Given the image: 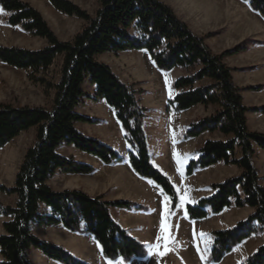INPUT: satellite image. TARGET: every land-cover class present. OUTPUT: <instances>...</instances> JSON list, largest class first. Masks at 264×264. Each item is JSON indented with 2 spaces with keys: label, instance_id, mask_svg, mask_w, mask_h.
<instances>
[{
  "label": "trees",
  "instance_id": "16d2710c",
  "mask_svg": "<svg viewBox=\"0 0 264 264\" xmlns=\"http://www.w3.org/2000/svg\"><path fill=\"white\" fill-rule=\"evenodd\" d=\"M264 18V0H243ZM60 13L76 17L86 24L70 41H62L44 16L23 0H0V9L8 14L7 24L20 26L34 37L47 41L39 50L0 45V62L28 72L29 80L49 95L54 91L52 108L0 105V151L22 133L36 128L35 143L26 151L13 187L0 185V191L15 196L14 205L0 200V217L4 234H0V264H32L29 250H40L48 259L62 264H87L71 252L34 234V228L62 225L73 233L92 235L100 244L106 259L131 264L147 259L148 248L132 237L113 218L111 208L140 209L128 201L107 202L102 196L92 197L82 190H54L49 182L58 174H92L95 168L60 154V147L74 146L99 158L105 164L122 162L124 156L98 139L83 135L76 123L98 124L79 114L76 109L85 97L88 78L96 86L93 100H105L114 109L126 132L130 146L129 161L142 178L156 183L170 197L169 221L179 205V195L171 179L151 161L144 129L146 109L133 86L124 83L113 69L98 61L106 53L119 54L146 51L156 67L165 72L175 69L190 71L175 80V96L168 111L181 113L196 106H218L219 110L192 123L185 132L186 140L203 133L220 132L227 141H207L198 157L189 162L185 176L198 169L219 163L242 169L238 177L211 186L214 194L188 204L190 221L218 215L225 209L252 207L256 211L233 228L212 233V250L206 264H221L225 257L252 236L264 233V186L255 164L256 147L264 150V133L251 131L242 90L236 85L233 70L224 59L247 51L237 45L220 55L214 54L206 39L181 20L173 8L162 0H98L94 15L70 0H48ZM0 12V17L1 13ZM61 58L60 77L49 79L50 69ZM204 81L207 84L202 85ZM259 92L262 86L251 87ZM264 114V105L254 108ZM84 227V229H83ZM241 264H264V245Z\"/></svg>",
  "mask_w": 264,
  "mask_h": 264
},
{
  "label": "crops",
  "instance_id": "0c3cea01",
  "mask_svg": "<svg viewBox=\"0 0 264 264\" xmlns=\"http://www.w3.org/2000/svg\"><path fill=\"white\" fill-rule=\"evenodd\" d=\"M195 3V18L205 26L206 30H221L225 50L251 38L254 41L251 48L264 54V18L253 11L247 2L243 0H195ZM119 54L127 55L129 57L128 65L133 67H135L134 63L137 64L141 60L143 62L148 59V53L144 50ZM105 55H111V53L99 55L98 61L109 65L115 72L114 63L102 58ZM204 82L208 83V81ZM84 92L85 97L76 111L83 116L102 122L101 124L76 123L77 129L83 135L98 139L115 149L124 156V159L119 163L105 164L99 158L84 153L74 146L64 145L60 147V154L95 168L92 174H61L68 177L71 184L64 190H82L92 197L102 196L107 202L128 201L136 204L140 209L111 208L114 220L130 232L132 237L148 248L149 256L147 259H136L131 264H150L152 262V246L155 245L159 252L164 254L163 258L166 259V262L170 261L168 252L165 253L164 250L169 241L166 240L165 235L157 233L159 229H163L157 224L160 222L162 225L163 222L168 230L177 220L181 210L180 206L168 222L167 212L170 201H165V194L156 183L140 177L132 168L128 157L130 146L126 139V132L118 121L114 109L105 100L98 102L93 100L96 94V86L92 85L90 78L84 85ZM170 100L171 98L168 97L158 105H154V108L152 107L150 110L146 108L144 129L148 139L151 161L171 181L178 180L182 183L185 193L191 201L188 204H193L202 198L212 196L214 194L211 188L213 184H220L228 178L240 176L242 169L219 163L207 169H198L191 177H186L185 171L189 162L198 157L199 150L207 141H227L230 136H225L220 132H206L197 138L186 140L184 135L188 127L197 120L215 114L216 111L210 113L207 111L214 107L218 111L219 107L209 106L206 108L200 105L178 113L174 110L168 111ZM63 148L68 149V154L62 151ZM178 158L179 164L177 163ZM254 160L259 172L260 183L264 186V150L256 147ZM255 211L256 209L252 207H231L218 215L210 214L204 220L190 221L188 219L186 224L190 227H198L199 234L196 236V240H198L203 235L233 228L239 221L247 219ZM4 233L5 230L1 226L0 234ZM34 234L45 241L64 247L87 264L123 263L121 260L114 263L106 259L100 244L90 234L73 233L62 225L36 226ZM261 237L264 239V233L260 237H250L238 245L236 250L240 249L242 245L245 247V243L249 240H258ZM259 245H264V243H259ZM231 254L227 255L221 264H227ZM29 257L32 264H62L48 259L40 250L34 248L29 250ZM1 259L0 254V261ZM200 263H203L202 259H200Z\"/></svg>",
  "mask_w": 264,
  "mask_h": 264
},
{
  "label": "rangeland",
  "instance_id": "374dc122",
  "mask_svg": "<svg viewBox=\"0 0 264 264\" xmlns=\"http://www.w3.org/2000/svg\"><path fill=\"white\" fill-rule=\"evenodd\" d=\"M23 1L30 3L41 12L52 30L62 41L72 40L86 24L76 17H69L60 13L48 2V0ZM70 1L78 4L92 15L95 14L99 7L98 0ZM162 1L164 3L173 4L170 6L175 13L181 20L186 22L197 35L206 36L208 33H212V37L207 38L206 43L210 46L214 54L220 55L226 50L236 47L234 46L225 50L223 46L224 38H222L221 30H206L205 26L197 21L195 18V0ZM7 18L8 14L2 12L0 17V45L7 47H22L31 50H39L47 46L46 40L30 35L20 26H9L7 24ZM242 44H246L248 48L246 52L227 57L224 60L226 64L232 68L234 81L242 90L244 104L250 109L247 114L250 130L264 133V114L254 111V108L264 105V54L251 48L254 44L251 38L246 39L239 45ZM147 56L148 59L146 61L142 62L141 60L140 63H134L135 67L128 65L129 57L127 55L111 54L105 55L102 58L114 63L115 73L124 83L133 86L137 91L143 90V93L140 95L141 105L145 107V109L147 108L150 110L154 105H158L168 97L172 99L175 95V90L173 89L175 80L191 72L181 69H175L170 72L161 71L156 67L151 57L148 54ZM61 64L62 59L59 58L50 69L48 76L49 79H52L54 82L59 80ZM201 84L205 85L207 82ZM257 86H262L263 89L259 92H254L249 89ZM86 89L88 88L86 87ZM169 89L171 90V95L169 94ZM54 94L55 92L51 91L48 95L41 86L34 85L29 80L27 71L16 69L0 62V105L8 104L15 107L30 106L51 109ZM214 111L217 112L216 107L210 109L207 113ZM101 122L102 121L99 120L100 124ZM35 139L36 128H32L22 133L0 151V185H4L8 188L13 187L26 151L35 143ZM62 151L68 154V149L63 148ZM172 183L176 187V190H179L177 191L179 195V205L180 196L182 195H186L187 201H189L182 183L178 182V180L175 182L172 180ZM50 184L52 188L57 191H62L71 185L70 179L61 174H58L52 179ZM0 200L7 205H14L16 197L9 196L0 191ZM188 203L190 202H185L183 206H180L181 210L177 216V220L173 222L168 230L159 229L157 231V233L165 235L166 240L169 241L164 250L165 253L168 252L170 261L166 262V259L163 258L164 254H161L155 245L154 247L152 246L153 250L151 249L152 262L150 264H201L200 259L203 261L202 264H206L205 261L212 250L214 239L212 234H207L196 240V236L199 234L198 227H190L186 224L188 220L186 212ZM5 221L6 218L0 217V229ZM157 225L161 227L160 222H158ZM262 235H259V237ZM259 243H264L262 237L258 240H249V242L245 243V247H242V245L240 249L236 250L237 246L233 250L227 264H241L246 257L252 255L260 247Z\"/></svg>",
  "mask_w": 264,
  "mask_h": 264
},
{
  "label": "snow or ice",
  "instance_id": "6c2138e0",
  "mask_svg": "<svg viewBox=\"0 0 264 264\" xmlns=\"http://www.w3.org/2000/svg\"><path fill=\"white\" fill-rule=\"evenodd\" d=\"M3 10L2 9H0V12H2ZM166 84H167V81H166ZM169 94L171 95V90L169 89ZM177 163L179 164L180 163V160H179V158L177 159ZM177 191H179V190H177ZM163 194V193H162ZM164 199H165V201L166 202H168V201H170V197H168L167 195H164ZM185 202H191V201H187V198H186V195H182V196H180V205H178V206H183V204L185 203ZM161 227L163 228V229H165L166 230V228H167V226L162 222V225H161ZM203 235V234H202Z\"/></svg>",
  "mask_w": 264,
  "mask_h": 264
}]
</instances>
